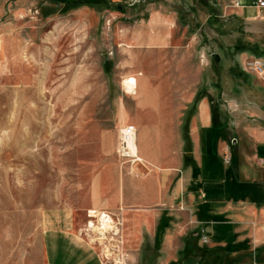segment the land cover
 <instances>
[{
  "label": "rangeland",
  "instance_id": "374dc122",
  "mask_svg": "<svg viewBox=\"0 0 264 264\" xmlns=\"http://www.w3.org/2000/svg\"><path fill=\"white\" fill-rule=\"evenodd\" d=\"M63 1L0 0V264H43L45 222L61 217L105 264H153L140 256L153 247L149 229L123 210L112 216L94 207L93 180L114 145L117 150L119 99L133 106L125 95L134 93L136 79L123 81V70L116 68L128 60L140 74L146 65L158 81L171 75L159 85L160 94L178 97L196 87V65L203 64L215 95L212 55L220 56L219 67L239 61L236 48L252 47V32L246 19L231 13L232 0ZM112 7L124 8V14ZM64 8L68 13L60 12ZM122 28L143 36L171 32L169 53L143 43L136 52H118L116 33ZM156 60L175 66L156 73L157 65H148ZM92 213L105 214L113 226H102ZM176 220L183 224L182 217ZM184 233L180 225L175 235Z\"/></svg>",
  "mask_w": 264,
  "mask_h": 264
},
{
  "label": "crops",
  "instance_id": "0c3cea01",
  "mask_svg": "<svg viewBox=\"0 0 264 264\" xmlns=\"http://www.w3.org/2000/svg\"><path fill=\"white\" fill-rule=\"evenodd\" d=\"M252 1L232 0L230 11L246 19L252 47L264 57V18ZM116 35L118 52H136L140 43L161 54L171 47V32L143 36L122 28ZM252 47L235 51L239 61L226 67L214 64L218 81L209 85L215 95L204 78L206 65H196V87L176 97L160 94L159 85L173 76L158 81L146 65L140 74L133 61H119L116 70H123V81L136 79V92L125 93L133 100L131 109L119 99L115 131L135 127L142 164L121 166L114 145L107 166L93 180L94 207L112 216L123 210L149 229L148 244L153 247L143 248L140 256L153 264H264V89H257L264 85L242 66L246 59L260 58L249 50ZM149 64L157 65L159 73L173 63ZM230 139L236 140L231 144ZM227 155L229 165L224 163ZM180 225L185 233L175 235ZM42 250L43 264H105L65 217L45 222Z\"/></svg>",
  "mask_w": 264,
  "mask_h": 264
},
{
  "label": "built area",
  "instance_id": "2783aa9c",
  "mask_svg": "<svg viewBox=\"0 0 264 264\" xmlns=\"http://www.w3.org/2000/svg\"><path fill=\"white\" fill-rule=\"evenodd\" d=\"M236 5H238V3H236ZM252 6L258 9L260 16L264 18V0H253ZM242 66L245 72L258 77L264 83V58L246 59L242 62ZM135 90L136 87L133 92ZM136 134L137 132L135 127L131 125L124 126L119 131L116 154L120 165L123 167L126 165H130L132 167L137 164H142V160L138 158L137 154ZM131 146L135 147V151ZM224 161L227 165H229L231 163V157L228 155L225 156ZM261 165L264 166V163H261ZM130 172L131 174L137 175V173L132 170ZM207 241V237H204V242L207 243Z\"/></svg>",
  "mask_w": 264,
  "mask_h": 264
},
{
  "label": "trees",
  "instance_id": "16d2710c",
  "mask_svg": "<svg viewBox=\"0 0 264 264\" xmlns=\"http://www.w3.org/2000/svg\"><path fill=\"white\" fill-rule=\"evenodd\" d=\"M50 2H53V3H55V4H59V2L60 1H63V0H49ZM78 1V0H77ZM63 2H65L66 4H72V3H74V2H76V1H74V2H66V1H63ZM113 8V7H112ZM116 9H118L119 10V12L120 13H122V14H124V8H119V7H116L115 9L113 8L112 10H116ZM68 11H69V9L68 8H64L63 10H60V12H63V13H68ZM54 12H57V10L56 11H51V12H49V13H45V17H49V16H51ZM237 47V46H236ZM248 48V47H247ZM249 50H251L252 51V54L254 55V56H257V57H260V58H262L263 57V54L262 53H259L257 50H255L254 49V47H252V48H249ZM236 51L238 52V53H244V52H246V47H240L239 49H237L236 48Z\"/></svg>",
  "mask_w": 264,
  "mask_h": 264
},
{
  "label": "bare ground",
  "instance_id": "6f19581e",
  "mask_svg": "<svg viewBox=\"0 0 264 264\" xmlns=\"http://www.w3.org/2000/svg\"><path fill=\"white\" fill-rule=\"evenodd\" d=\"M131 147H132V149H134V151H135V147H134V146H131ZM92 214H93V215H91V217H92V218H97V217H98L99 221L102 223V226H107V225L110 226V227L113 226V224H112V222H111V218H109V217L106 216L105 214H99L98 216L95 215L96 213H92ZM90 226H91L92 229L95 228L93 222H91ZM104 229H105V228H103V229H101V230L103 231ZM98 231H100V229H99ZM101 234H103V232H101Z\"/></svg>",
  "mask_w": 264,
  "mask_h": 264
},
{
  "label": "water",
  "instance_id": "95a60500",
  "mask_svg": "<svg viewBox=\"0 0 264 264\" xmlns=\"http://www.w3.org/2000/svg\"><path fill=\"white\" fill-rule=\"evenodd\" d=\"M212 59L214 61L215 67L218 68L220 63V56L218 54H213Z\"/></svg>",
  "mask_w": 264,
  "mask_h": 264
}]
</instances>
